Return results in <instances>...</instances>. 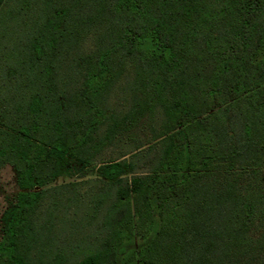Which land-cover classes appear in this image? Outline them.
I'll list each match as a JSON object with an SVG mask.
<instances>
[{
  "label": "trees",
  "instance_id": "1",
  "mask_svg": "<svg viewBox=\"0 0 264 264\" xmlns=\"http://www.w3.org/2000/svg\"><path fill=\"white\" fill-rule=\"evenodd\" d=\"M14 8L0 264H264V0Z\"/></svg>",
  "mask_w": 264,
  "mask_h": 264
},
{
  "label": "rangeland",
  "instance_id": "2",
  "mask_svg": "<svg viewBox=\"0 0 264 264\" xmlns=\"http://www.w3.org/2000/svg\"><path fill=\"white\" fill-rule=\"evenodd\" d=\"M15 0H5L4 5L0 10V59L1 50L7 45V39L10 33L4 34V31H10V26L13 24L12 15L14 11ZM8 26V27H6ZM10 43L8 42V46ZM129 148V144L121 143L120 141H114L110 146H106L100 153L101 158L114 157L121 151H126ZM144 159H134V164L137 167V171L142 170L139 167L142 165ZM146 167V166H145ZM68 181H76L75 177L60 176L52 181L50 184H62ZM36 190V188H35ZM19 191L15 182V172L9 165H4L0 168V226H1V214L2 211L9 206L13 201L15 194Z\"/></svg>",
  "mask_w": 264,
  "mask_h": 264
}]
</instances>
